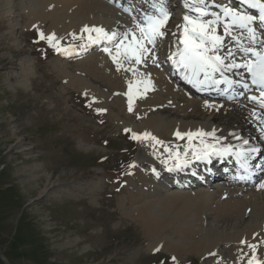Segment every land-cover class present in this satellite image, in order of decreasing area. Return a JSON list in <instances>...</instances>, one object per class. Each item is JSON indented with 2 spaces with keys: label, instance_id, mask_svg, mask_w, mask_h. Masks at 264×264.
Returning a JSON list of instances; mask_svg holds the SVG:
<instances>
[{
  "label": "bare ground",
  "instance_id": "1",
  "mask_svg": "<svg viewBox=\"0 0 264 264\" xmlns=\"http://www.w3.org/2000/svg\"><path fill=\"white\" fill-rule=\"evenodd\" d=\"M0 7L5 14L16 15L17 21L24 15L26 27L45 26V33L54 35L60 42L70 36L78 38L79 45L71 46L63 60L59 58L51 63L62 80L63 91L89 96L112 123L139 136L150 133L163 142L157 145L152 140L138 141V174L127 180L126 195L118 204L124 217L141 224L148 237V249H161L179 258L194 252L202 264H247L251 258L247 245L255 244L257 257L264 258V188L260 186L264 183V164L253 162L256 159L253 152L248 155L250 149L264 143V109L258 100L251 99L260 95L240 87L241 92L230 99L215 95L197 97L205 92L196 89L194 96L181 87L178 79L183 76L182 71L167 58L178 50V26L184 23L187 11L180 20H174L175 27L168 31L163 29L167 33L163 39H157L153 52L159 67L151 59L139 65L125 60L118 70L112 59L115 45L124 40L126 33L128 39L124 44L130 43L136 25L156 14L159 3L151 0H0ZM85 28H102L109 35L116 33V39L90 44L89 36L95 38L96 33L84 32ZM174 32L177 36L172 35ZM135 34L140 35L138 30ZM226 42L229 47H238L230 40ZM242 42L247 46L246 37H242ZM105 47L112 50V55L103 50ZM242 57L243 53L237 52L236 62L241 63ZM29 70L24 68L27 75ZM227 75L237 87L247 83L249 78L243 68ZM144 79L151 80L152 87L147 91L136 83ZM181 82L188 83L183 77ZM130 83L133 84L131 111ZM177 130L182 133L215 130L220 140L217 148L231 146L233 152L248 155L246 184L195 190L188 185L183 188L180 180L165 182L169 176L181 177L193 169L205 170L202 165L206 160L190 159L187 166L173 171H168L173 165L171 160L167 166L161 163L169 156L165 147L182 153L188 145L187 139L176 138ZM245 140L247 145L243 143ZM204 142L216 143L211 138H204ZM192 146L200 148V139H194ZM212 158L233 160L235 156ZM95 187L101 186L96 184Z\"/></svg>",
  "mask_w": 264,
  "mask_h": 264
},
{
  "label": "rangeland",
  "instance_id": "2",
  "mask_svg": "<svg viewBox=\"0 0 264 264\" xmlns=\"http://www.w3.org/2000/svg\"><path fill=\"white\" fill-rule=\"evenodd\" d=\"M3 11L2 264H202L194 252L179 258L148 249L141 224L124 217L118 205L138 174L139 140L132 136L139 134L112 123L89 96L63 91L51 63L66 54L49 45L46 27H26L24 15L17 21ZM180 19L170 16L165 31ZM80 42L70 36L59 46Z\"/></svg>",
  "mask_w": 264,
  "mask_h": 264
},
{
  "label": "snow or ice",
  "instance_id": "3",
  "mask_svg": "<svg viewBox=\"0 0 264 264\" xmlns=\"http://www.w3.org/2000/svg\"><path fill=\"white\" fill-rule=\"evenodd\" d=\"M240 2L252 12L240 11L231 3L217 2V0H212L211 3H209V0H192L191 3L186 0L187 12L183 16L184 23L178 26L180 34L177 36V33H172L173 36H177L178 50L174 55H170L168 59L172 60L174 66L182 71L183 78L201 92L212 89L230 90L236 86V82L230 79L227 73H234V70L241 68L246 69L251 75L252 84L261 89L259 98L253 96L251 99L253 101L258 100L260 107L264 109V51L256 50L257 44L264 49V39H261V37H264V0H240ZM188 13L193 14L189 15ZM168 19L169 13L164 6V0H160V7L156 9V14L149 16L143 24L138 23L136 25L130 43L124 44V40L128 39L126 33L124 34V40L115 45V55H112V50L107 47L103 50L112 55L113 62L117 64L118 70L123 67V61L125 60L134 61L139 65L151 59L159 67V64L156 63L158 58L155 56L153 49L156 47L157 39H163L167 35L163 29ZM137 30L140 33L139 36L135 34ZM84 32L96 33L95 38L89 36L90 44L104 40L111 42L116 39V33L109 35L102 28H85ZM39 35L41 39L45 38L43 33H39ZM242 37H246L247 46L242 42ZM227 40L238 47L235 49L229 47ZM47 41L58 52L67 54L70 51V48H61L54 35L47 37ZM237 52L243 53L241 63L236 62ZM249 54L255 57V60H248ZM132 71L135 73V69H132ZM136 83L142 84L145 91L152 87L150 79L138 80ZM242 87L247 90L249 86L244 83ZM132 90L133 84L130 83L128 92L129 111L132 110ZM206 107H213V105L206 104ZM175 135L178 140L187 139L188 145L182 153L179 150L165 147V151L169 153V156L161 163L167 166L169 160L173 162L172 167H168V171L187 166L190 159L210 161L213 156L223 157L225 155H234L240 166L247 170L248 155L257 151V149L252 148L246 155L240 151L233 152L231 146L217 148L216 144H219L220 140L216 137L215 130L211 132L197 130L184 133L177 130ZM132 138L152 140L157 145L163 144L162 141L157 140L150 133H144L142 136L133 134ZM197 138L200 139L201 144L198 149L192 146L193 140ZM204 138H211L216 143H205ZM243 143L247 145L248 141L245 140ZM190 152L191 156L189 155ZM260 186L264 188V183ZM247 246L251 250V258L247 260V264H264V258L257 257V246L255 244ZM210 255L214 256L215 253Z\"/></svg>",
  "mask_w": 264,
  "mask_h": 264
},
{
  "label": "trees",
  "instance_id": "4",
  "mask_svg": "<svg viewBox=\"0 0 264 264\" xmlns=\"http://www.w3.org/2000/svg\"><path fill=\"white\" fill-rule=\"evenodd\" d=\"M3 197L5 198L6 196H3ZM41 244H42V243H40L39 245L41 246ZM42 246H43V245H42ZM0 264H2L1 259H0Z\"/></svg>",
  "mask_w": 264,
  "mask_h": 264
}]
</instances>
